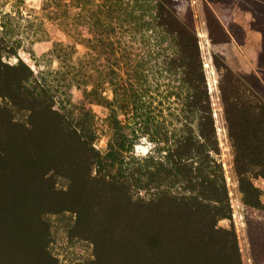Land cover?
Here are the masks:
<instances>
[{
  "label": "trees",
  "instance_id": "16d2710c",
  "mask_svg": "<svg viewBox=\"0 0 264 264\" xmlns=\"http://www.w3.org/2000/svg\"><path fill=\"white\" fill-rule=\"evenodd\" d=\"M174 1L43 0L42 10L53 14L68 39L53 45L58 67L52 74L67 88L81 90L82 100L76 103L59 96L54 83L35 75L21 58L16 64H3V54L17 55L18 45L8 40V31L0 29L1 83L9 76L6 123L22 134L35 132L27 143H68L75 152L84 153L89 186L125 198L116 217L125 223L122 227H130L131 212L136 224L144 220L143 228L149 232L144 241L149 245L148 264H158L159 253L165 259L176 254L183 263L197 262L191 264H204L206 257L218 254L225 264H241L234 231L217 224L230 216L231 207L222 166L215 157L219 144L198 35L193 21L178 15ZM261 5L264 9V0ZM62 11L64 16L59 14ZM205 16L208 28L215 25L222 40L229 36L221 17L210 9ZM235 40L242 43L236 35ZM80 43L85 52L73 58ZM260 55L258 70L264 78V47ZM213 63L221 72L218 86L234 170L240 185L245 182L256 190L251 175L264 179V84L254 74L233 71L218 54H213ZM91 104L108 109L112 133L103 154L93 147ZM23 111L29 117L38 115L37 121L23 119ZM8 126L0 123L4 235L10 229L16 198L3 184L22 176L26 180L33 173L27 174L31 162L20 149L24 139ZM142 137L155 147L137 156L133 146ZM130 144L131 159L125 160ZM54 174L64 176L59 170ZM94 200L90 209L97 214L92 212L93 216L106 218V200ZM154 210L161 214L160 223L146 225ZM143 228H136L141 244ZM123 238L129 240L123 244L131 247L130 237ZM140 243L135 247L140 248Z\"/></svg>",
  "mask_w": 264,
  "mask_h": 264
},
{
  "label": "rangeland",
  "instance_id": "374dc122",
  "mask_svg": "<svg viewBox=\"0 0 264 264\" xmlns=\"http://www.w3.org/2000/svg\"><path fill=\"white\" fill-rule=\"evenodd\" d=\"M42 2L43 0H0V29L8 31V40L18 45L17 55L3 54L1 60L3 64H16L21 58L35 75L50 79L57 87L59 96L76 103L82 100L81 90L73 86L67 88L65 81L52 74L58 67V60L52 53L53 45L59 40L68 39L53 19V14L42 10ZM174 2L178 15L193 21L211 94L220 152L215 157L222 166L231 207L230 216L219 219L217 224L221 228L234 231L241 264H264V179L251 175L256 190L251 189L245 182L240 185L233 165V148L224 123L218 86L221 72L213 63V54H218L233 71L245 76L254 74L259 77L261 84H264L263 72L258 70L260 52L264 47V9L261 0ZM206 9L222 18V23L229 33L226 39H221L219 30L212 23L208 28ZM255 11H259L261 17H257ZM64 13L65 11H62L59 14L64 16ZM209 31L213 33L214 38L210 36ZM235 35L242 43L235 40ZM76 48L73 58L85 52L81 43L77 44ZM21 68L20 65L19 70ZM8 77L2 83L0 81V123L5 128L8 126L6 108L10 109L9 95L5 92L9 83ZM255 86L260 91L264 88V85L263 88L258 84ZM91 109L95 116L93 147L103 154L112 133L107 120L108 109L101 104H91ZM22 114L23 119L37 121L38 115L29 117L26 111ZM8 128L16 130V127L10 125ZM32 132L25 130L24 134L19 131L15 134L18 139H24L23 143H19L20 149L22 153H27L31 162V169L27 174L33 173L26 180L22 176L19 180L11 179L3 184V188L8 189L16 198L13 203L16 206L10 229L6 230L5 235L0 225V264H148L149 245L144 241L149 232L143 228L144 220L140 219L136 224L131 212L129 229L123 228L125 223L116 218L122 204L126 203L125 198L116 194L110 197L105 190L89 186L84 153L75 152L68 143H27V139L32 142L36 134ZM133 147L135 155L145 156L155 145L142 137ZM127 149L124 153L125 160L131 159V144ZM51 168L63 172L64 176L49 171ZM93 199L94 202L98 199V202L106 200V218L93 216L92 212L96 213V209H90ZM160 221V212L154 210L146 225H157ZM13 227L15 228L12 229ZM135 227L143 228L140 232L143 244L136 239L139 231ZM123 236L130 237L131 247L123 244L125 240L129 241ZM139 243L141 247L136 248ZM176 245L182 247L183 244ZM216 255L218 257L208 256L202 262L225 264L220 257L222 255ZM181 258L182 256L179 258L174 254L165 259L163 254L159 253L157 263L196 262L193 260L183 263Z\"/></svg>",
  "mask_w": 264,
  "mask_h": 264
}]
</instances>
